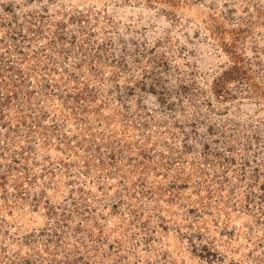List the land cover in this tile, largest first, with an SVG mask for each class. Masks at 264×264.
<instances>
[{"label":"rangeland","instance_id":"374dc122","mask_svg":"<svg viewBox=\"0 0 264 264\" xmlns=\"http://www.w3.org/2000/svg\"><path fill=\"white\" fill-rule=\"evenodd\" d=\"M0 264H264V0H0Z\"/></svg>","mask_w":264,"mask_h":264}]
</instances>
